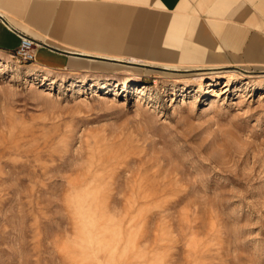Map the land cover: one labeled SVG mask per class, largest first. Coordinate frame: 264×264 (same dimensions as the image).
I'll return each mask as SVG.
<instances>
[{
	"label": "rangeland",
	"instance_id": "obj_1",
	"mask_svg": "<svg viewBox=\"0 0 264 264\" xmlns=\"http://www.w3.org/2000/svg\"><path fill=\"white\" fill-rule=\"evenodd\" d=\"M174 64L0 52V264H264V67Z\"/></svg>",
	"mask_w": 264,
	"mask_h": 264
},
{
	"label": "crops",
	"instance_id": "obj_2",
	"mask_svg": "<svg viewBox=\"0 0 264 264\" xmlns=\"http://www.w3.org/2000/svg\"><path fill=\"white\" fill-rule=\"evenodd\" d=\"M20 36L37 45L34 61L71 71L184 58L264 67V0H0V52Z\"/></svg>",
	"mask_w": 264,
	"mask_h": 264
},
{
	"label": "built area",
	"instance_id": "obj_3",
	"mask_svg": "<svg viewBox=\"0 0 264 264\" xmlns=\"http://www.w3.org/2000/svg\"><path fill=\"white\" fill-rule=\"evenodd\" d=\"M36 44L30 38L26 36L19 37V45L12 56L20 63L28 64L35 60V48Z\"/></svg>",
	"mask_w": 264,
	"mask_h": 264
},
{
	"label": "bare ground",
	"instance_id": "obj_4",
	"mask_svg": "<svg viewBox=\"0 0 264 264\" xmlns=\"http://www.w3.org/2000/svg\"><path fill=\"white\" fill-rule=\"evenodd\" d=\"M201 80H202V77H201V76H199V77H198V81H201ZM72 85H74V83H73V82L70 84V86H72Z\"/></svg>",
	"mask_w": 264,
	"mask_h": 264
}]
</instances>
